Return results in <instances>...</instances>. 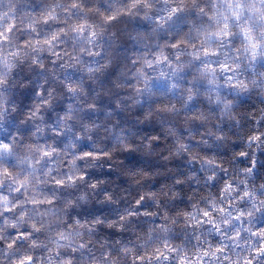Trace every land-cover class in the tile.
I'll use <instances>...</instances> for the list:
<instances>
[{
    "label": "clouds",
    "instance_id": "1",
    "mask_svg": "<svg viewBox=\"0 0 264 264\" xmlns=\"http://www.w3.org/2000/svg\"><path fill=\"white\" fill-rule=\"evenodd\" d=\"M0 264H264V0H0Z\"/></svg>",
    "mask_w": 264,
    "mask_h": 264
}]
</instances>
